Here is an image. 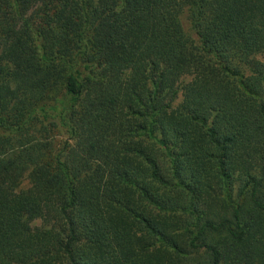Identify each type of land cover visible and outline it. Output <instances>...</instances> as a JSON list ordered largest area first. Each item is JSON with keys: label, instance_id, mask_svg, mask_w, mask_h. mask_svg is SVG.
<instances>
[{"label": "trees", "instance_id": "1", "mask_svg": "<svg viewBox=\"0 0 264 264\" xmlns=\"http://www.w3.org/2000/svg\"><path fill=\"white\" fill-rule=\"evenodd\" d=\"M0 264H264V0H0Z\"/></svg>", "mask_w": 264, "mask_h": 264}, {"label": "rangeland", "instance_id": "2", "mask_svg": "<svg viewBox=\"0 0 264 264\" xmlns=\"http://www.w3.org/2000/svg\"><path fill=\"white\" fill-rule=\"evenodd\" d=\"M180 22L182 25V28L186 35L190 37L193 41L194 44H198V38L191 26L190 19H189V11L187 7H183L181 13H180ZM190 79L189 75L183 76L179 82H178V89L185 85ZM181 101V93L179 92L174 101L172 102V106L175 107L179 102ZM29 186V179L27 175H24V177L21 179L20 184H19V189H26ZM31 228L32 229H38L41 227H44L43 221L41 219H35L31 223Z\"/></svg>", "mask_w": 264, "mask_h": 264}]
</instances>
